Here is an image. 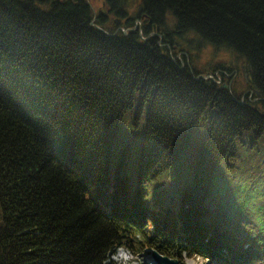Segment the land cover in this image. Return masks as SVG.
Listing matches in <instances>:
<instances>
[{
    "label": "trees",
    "instance_id": "1",
    "mask_svg": "<svg viewBox=\"0 0 264 264\" xmlns=\"http://www.w3.org/2000/svg\"><path fill=\"white\" fill-rule=\"evenodd\" d=\"M171 32L239 59L256 100L173 59ZM138 244L264 264V0H0V264Z\"/></svg>",
    "mask_w": 264,
    "mask_h": 264
},
{
    "label": "rangeland",
    "instance_id": "2",
    "mask_svg": "<svg viewBox=\"0 0 264 264\" xmlns=\"http://www.w3.org/2000/svg\"><path fill=\"white\" fill-rule=\"evenodd\" d=\"M87 2L91 5L92 11L102 8L103 5V0H87ZM108 20H110V27L112 25H120V20L117 17L115 18L110 15ZM172 22V19L168 17V30H173ZM139 25H141V22L135 19L133 27L136 28ZM122 28L123 27H121V29ZM123 31L125 32L126 30ZM171 35L175 45L170 47L169 53L173 59L195 69L197 72H199L200 76H203V78H219V80L222 81V84H226V86L228 85L230 91L234 92L235 94H240L242 98H244L246 93L248 98H251L253 101L256 100L253 98V93L250 88H248L247 82L243 77L241 70H239L238 64L239 66L241 65L239 59L235 58L223 48H213L211 45L206 43H200L197 47H193L192 43L194 42V39L192 38L191 34H182L180 37H178L173 35V32H171ZM205 49L207 50L205 51ZM222 50L228 53L227 57L221 56ZM183 56L184 59L182 58ZM221 65L224 66V68L221 67ZM125 139L131 143V148L128 152L129 155L132 156L135 147H137L142 142V136L140 134H128L125 136ZM131 162V157H129V161L127 163L128 166L131 164ZM151 251L152 250L150 248H144L143 244H138L132 249L121 247L110 256V259L113 260L115 264H160L152 256ZM177 262L178 264H209V262L205 261L202 257L195 255H183L178 257Z\"/></svg>",
    "mask_w": 264,
    "mask_h": 264
},
{
    "label": "water",
    "instance_id": "3",
    "mask_svg": "<svg viewBox=\"0 0 264 264\" xmlns=\"http://www.w3.org/2000/svg\"><path fill=\"white\" fill-rule=\"evenodd\" d=\"M106 32V31H104ZM223 87H225V84H222ZM152 256L158 261V263L163 264H178L176 258H170L168 256L160 255L157 251L152 250L151 251Z\"/></svg>",
    "mask_w": 264,
    "mask_h": 264
},
{
    "label": "clouds",
    "instance_id": "4",
    "mask_svg": "<svg viewBox=\"0 0 264 264\" xmlns=\"http://www.w3.org/2000/svg\"><path fill=\"white\" fill-rule=\"evenodd\" d=\"M210 47V46H209ZM207 49H205L206 51ZM221 56H224V57H227L228 56V53L226 51H221Z\"/></svg>",
    "mask_w": 264,
    "mask_h": 264
},
{
    "label": "flooded vegetation",
    "instance_id": "5",
    "mask_svg": "<svg viewBox=\"0 0 264 264\" xmlns=\"http://www.w3.org/2000/svg\"><path fill=\"white\" fill-rule=\"evenodd\" d=\"M182 64V63H181ZM182 65H185V64H182ZM190 67V66H189ZM191 68V67H190ZM220 81V80H219ZM251 93V92H250ZM246 94V93H245ZM254 99H256V98H254Z\"/></svg>",
    "mask_w": 264,
    "mask_h": 264
}]
</instances>
